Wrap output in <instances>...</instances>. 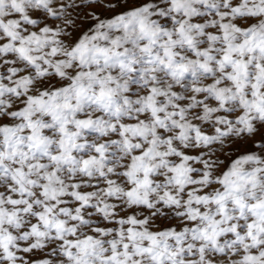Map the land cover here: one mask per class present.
Returning <instances> with one entry per match:
<instances>
[{
  "label": "snow or ice",
  "instance_id": "obj_1",
  "mask_svg": "<svg viewBox=\"0 0 264 264\" xmlns=\"http://www.w3.org/2000/svg\"><path fill=\"white\" fill-rule=\"evenodd\" d=\"M0 264H264V0H0Z\"/></svg>",
  "mask_w": 264,
  "mask_h": 264
}]
</instances>
